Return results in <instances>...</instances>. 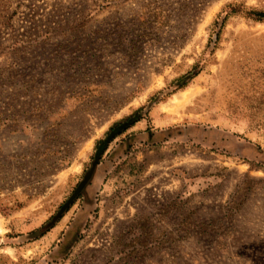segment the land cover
Listing matches in <instances>:
<instances>
[{
	"label": "rangeland",
	"instance_id": "374dc122",
	"mask_svg": "<svg viewBox=\"0 0 264 264\" xmlns=\"http://www.w3.org/2000/svg\"><path fill=\"white\" fill-rule=\"evenodd\" d=\"M252 11L264 0H0V264H264Z\"/></svg>",
	"mask_w": 264,
	"mask_h": 264
},
{
	"label": "trees",
	"instance_id": "16d2710c",
	"mask_svg": "<svg viewBox=\"0 0 264 264\" xmlns=\"http://www.w3.org/2000/svg\"><path fill=\"white\" fill-rule=\"evenodd\" d=\"M250 15L253 16V20L256 22H264V12L252 11V12H250ZM141 110L142 109L139 108L133 114H131V115L125 117L124 119L117 121L114 124H112L110 126V128L107 130L104 139L99 140L97 142L99 147L96 151V154L94 156L91 167L84 174L83 180L77 185L76 189L74 190V192L70 196V199L68 200V202L62 206L63 208L65 207V210L64 209H62L63 211L59 210V212H57V214L55 216H53L49 225L56 224V222L62 217V213L66 212L70 208V205L72 203L81 199V197L84 193V189L89 184V182L91 181L92 177L95 174V168L99 164L102 155L106 151L107 145L113 139L124 134L125 132H127L128 130L133 128L137 123H139L143 120L138 115ZM131 136L132 135L129 134L127 137H131ZM60 212H61V214H60Z\"/></svg>",
	"mask_w": 264,
	"mask_h": 264
},
{
	"label": "crops",
	"instance_id": "0c3cea01",
	"mask_svg": "<svg viewBox=\"0 0 264 264\" xmlns=\"http://www.w3.org/2000/svg\"><path fill=\"white\" fill-rule=\"evenodd\" d=\"M137 124H140V122H139V123H137Z\"/></svg>",
	"mask_w": 264,
	"mask_h": 264
}]
</instances>
